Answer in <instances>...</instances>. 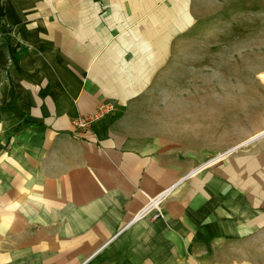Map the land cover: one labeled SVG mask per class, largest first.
Listing matches in <instances>:
<instances>
[{
    "label": "crops",
    "instance_id": "0c3cea01",
    "mask_svg": "<svg viewBox=\"0 0 264 264\" xmlns=\"http://www.w3.org/2000/svg\"><path fill=\"white\" fill-rule=\"evenodd\" d=\"M193 1L0 0V264H264V132L197 164L153 92Z\"/></svg>",
    "mask_w": 264,
    "mask_h": 264
},
{
    "label": "rangeland",
    "instance_id": "374dc122",
    "mask_svg": "<svg viewBox=\"0 0 264 264\" xmlns=\"http://www.w3.org/2000/svg\"><path fill=\"white\" fill-rule=\"evenodd\" d=\"M193 9L174 41L168 82L153 92L169 96L160 104L180 115L170 118L173 135L201 164L264 131V0H194Z\"/></svg>",
    "mask_w": 264,
    "mask_h": 264
},
{
    "label": "built area",
    "instance_id": "2783aa9c",
    "mask_svg": "<svg viewBox=\"0 0 264 264\" xmlns=\"http://www.w3.org/2000/svg\"><path fill=\"white\" fill-rule=\"evenodd\" d=\"M113 110L112 103H101L97 106V109L94 114L87 117H80L77 119L76 123L79 126H86L92 119L97 116L103 115L107 112ZM171 187L164 189L157 195L148 199L147 203L138 211L137 217H141L144 215H150L151 218L162 217L161 210V201L165 198V196L170 192Z\"/></svg>",
    "mask_w": 264,
    "mask_h": 264
},
{
    "label": "water",
    "instance_id": "95a60500",
    "mask_svg": "<svg viewBox=\"0 0 264 264\" xmlns=\"http://www.w3.org/2000/svg\"><path fill=\"white\" fill-rule=\"evenodd\" d=\"M264 132V131H263ZM261 133V132H260ZM259 136V133L258 134H256V135H254L253 137H251L249 140H248V142L250 141V140H253L254 138H256V137H258Z\"/></svg>",
    "mask_w": 264,
    "mask_h": 264
},
{
    "label": "bare ground",
    "instance_id": "6f19581e",
    "mask_svg": "<svg viewBox=\"0 0 264 264\" xmlns=\"http://www.w3.org/2000/svg\"><path fill=\"white\" fill-rule=\"evenodd\" d=\"M260 76H261L262 78H264V73H261ZM252 137H253V136H252ZM250 138H251V137H250ZM250 138H248L247 140H249Z\"/></svg>",
    "mask_w": 264,
    "mask_h": 264
}]
</instances>
